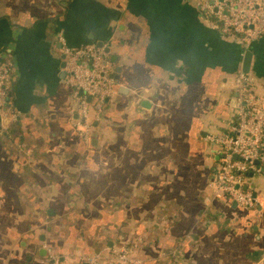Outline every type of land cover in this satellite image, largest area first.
Segmentation results:
<instances>
[{"label": "crops", "instance_id": "crops-1", "mask_svg": "<svg viewBox=\"0 0 264 264\" xmlns=\"http://www.w3.org/2000/svg\"><path fill=\"white\" fill-rule=\"evenodd\" d=\"M60 37L102 42L118 68L87 142ZM1 60L17 120L0 134V264H78L124 243L141 264H264V167L247 179L255 208L216 197L206 138L233 119L239 71L264 100V35L222 36L196 0H0Z\"/></svg>", "mask_w": 264, "mask_h": 264}, {"label": "built area", "instance_id": "built-area-1", "mask_svg": "<svg viewBox=\"0 0 264 264\" xmlns=\"http://www.w3.org/2000/svg\"><path fill=\"white\" fill-rule=\"evenodd\" d=\"M205 19L224 37L249 45L264 35V0H196ZM65 83L71 88L78 117L74 122L87 142L91 129V110L101 108L115 93V69L106 45L95 43L69 46L62 37ZM13 85L12 63L0 61V134L17 120L9 92ZM233 119L225 132L207 135L218 145L217 170L210 182L216 197H226L244 209L255 208L257 197L247 185L249 173L264 167V100L255 93L252 77L239 71L234 79ZM90 98V100H88ZM78 264H141L134 246H114L101 257L78 256ZM41 264H61L49 256Z\"/></svg>", "mask_w": 264, "mask_h": 264}, {"label": "water", "instance_id": "water-1", "mask_svg": "<svg viewBox=\"0 0 264 264\" xmlns=\"http://www.w3.org/2000/svg\"><path fill=\"white\" fill-rule=\"evenodd\" d=\"M103 43L102 42H98L97 43V45H102ZM107 50H108V52H109V48H107ZM247 56V55H246ZM249 56V55H248ZM247 61H248V59H246ZM112 61V60H111ZM247 61H245L244 63H245V66H244V70H246L247 69V67H248V62ZM115 71L117 72L118 71V68H116L115 69ZM88 100H90V98H88Z\"/></svg>", "mask_w": 264, "mask_h": 264}]
</instances>
